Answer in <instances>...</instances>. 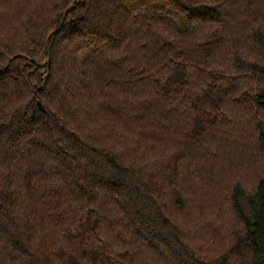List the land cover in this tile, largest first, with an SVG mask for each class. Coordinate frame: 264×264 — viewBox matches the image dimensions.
Wrapping results in <instances>:
<instances>
[{"label": "trees", "instance_id": "trees-1", "mask_svg": "<svg viewBox=\"0 0 264 264\" xmlns=\"http://www.w3.org/2000/svg\"><path fill=\"white\" fill-rule=\"evenodd\" d=\"M263 162L264 0H0V264H264Z\"/></svg>", "mask_w": 264, "mask_h": 264}, {"label": "rangeland", "instance_id": "rangeland-1", "mask_svg": "<svg viewBox=\"0 0 264 264\" xmlns=\"http://www.w3.org/2000/svg\"><path fill=\"white\" fill-rule=\"evenodd\" d=\"M247 109V108H246ZM245 110H243V122H245V119L247 120V118L249 117L250 119H251V115H250V112H248V111H245ZM247 130V129H246ZM249 152L250 151H246L245 152V155H243V161L245 160V161H249V159H250V154H249ZM244 161V162H245ZM264 163V162H263ZM246 165V162L245 163H243V167ZM248 175V174H247ZM254 180H255V178L253 177V176H249L248 175V177L246 176V174L244 175V173H243V182L245 181V183H247L248 184V186L250 187V186H252L253 185V182H254Z\"/></svg>", "mask_w": 264, "mask_h": 264}]
</instances>
